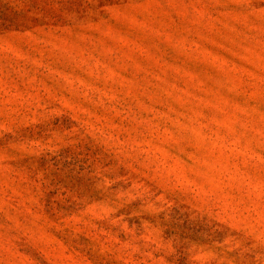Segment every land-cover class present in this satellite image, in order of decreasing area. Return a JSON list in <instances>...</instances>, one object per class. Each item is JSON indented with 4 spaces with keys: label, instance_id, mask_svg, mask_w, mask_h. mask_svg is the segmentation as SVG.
Masks as SVG:
<instances>
[{
    "label": "rangeland",
    "instance_id": "obj_1",
    "mask_svg": "<svg viewBox=\"0 0 264 264\" xmlns=\"http://www.w3.org/2000/svg\"><path fill=\"white\" fill-rule=\"evenodd\" d=\"M0 264H264V0H0Z\"/></svg>",
    "mask_w": 264,
    "mask_h": 264
}]
</instances>
